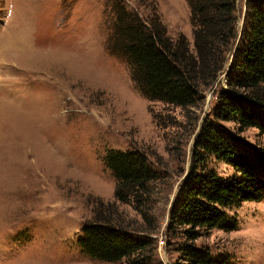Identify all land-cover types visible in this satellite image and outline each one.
I'll list each match as a JSON object with an SVG mask.
<instances>
[{
  "label": "rangeland",
  "instance_id": "374dc122",
  "mask_svg": "<svg viewBox=\"0 0 264 264\" xmlns=\"http://www.w3.org/2000/svg\"><path fill=\"white\" fill-rule=\"evenodd\" d=\"M118 1L143 18L158 15L171 37L183 32L192 41L187 0H0V45L11 40L0 51V264H127L91 258L78 243L96 211L122 218L135 238L133 229L143 225L132 205L115 198L116 179L104 160L113 149L144 152L159 175L152 264L184 263V237L166 234L171 208L195 163L204 121L214 119L216 94L227 85L248 2L264 9V0H236L237 37L226 70L189 109L148 100L126 57L108 51ZM216 124L264 147L258 129ZM207 168L234 173L214 155ZM228 213L237 228L212 229L196 245L230 264H264V200Z\"/></svg>",
  "mask_w": 264,
  "mask_h": 264
},
{
  "label": "trees",
  "instance_id": "16d2710c",
  "mask_svg": "<svg viewBox=\"0 0 264 264\" xmlns=\"http://www.w3.org/2000/svg\"><path fill=\"white\" fill-rule=\"evenodd\" d=\"M187 2L192 41L183 32L171 37L158 15L143 18L118 1L107 45L111 54L126 57L135 87L148 100L183 109L200 106L202 93L226 70L237 37L236 0ZM226 75V87L216 94L214 119L204 121L193 147L195 163L180 185L167 225L168 237H184L182 264H230L196 241L212 229L235 230L238 223L228 213L233 206L264 200V147L216 124L234 122L240 132L255 128L264 136V9L252 1ZM213 155L229 165L233 175L207 168ZM104 160L116 179V200L132 205L143 225L133 229L139 232L135 238L122 218L112 221L96 211V218L82 225L78 243L91 258L152 264L157 247L153 236L159 228L152 190L159 175L140 150L113 149Z\"/></svg>",
  "mask_w": 264,
  "mask_h": 264
},
{
  "label": "crops",
  "instance_id": "0c3cea01",
  "mask_svg": "<svg viewBox=\"0 0 264 264\" xmlns=\"http://www.w3.org/2000/svg\"><path fill=\"white\" fill-rule=\"evenodd\" d=\"M4 39V38H3ZM8 41V40H7ZM11 41V40H10ZM10 41H8V43L10 42ZM0 43H1V41H0ZM4 43H2V45H3ZM2 45H0V51H2L3 52V46Z\"/></svg>",
  "mask_w": 264,
  "mask_h": 264
},
{
  "label": "bare ground",
  "instance_id": "6f19581e",
  "mask_svg": "<svg viewBox=\"0 0 264 264\" xmlns=\"http://www.w3.org/2000/svg\"><path fill=\"white\" fill-rule=\"evenodd\" d=\"M13 42H14V41H13ZM7 44H10V43H8V41H7V42H5L2 46H6V47H8Z\"/></svg>",
  "mask_w": 264,
  "mask_h": 264
}]
</instances>
